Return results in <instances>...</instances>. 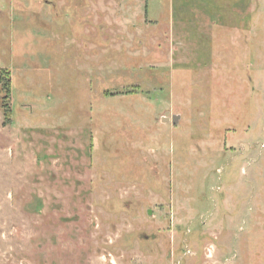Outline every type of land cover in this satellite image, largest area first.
I'll use <instances>...</instances> for the list:
<instances>
[{
    "label": "rangeland",
    "instance_id": "obj_1",
    "mask_svg": "<svg viewBox=\"0 0 264 264\" xmlns=\"http://www.w3.org/2000/svg\"><path fill=\"white\" fill-rule=\"evenodd\" d=\"M0 264H264V0H0Z\"/></svg>",
    "mask_w": 264,
    "mask_h": 264
},
{
    "label": "water",
    "instance_id": "obj_2",
    "mask_svg": "<svg viewBox=\"0 0 264 264\" xmlns=\"http://www.w3.org/2000/svg\"><path fill=\"white\" fill-rule=\"evenodd\" d=\"M166 120H168V118L167 117H164ZM178 118H179V115L178 114H174V115H172V117H171V122L172 123H176L177 121H178Z\"/></svg>",
    "mask_w": 264,
    "mask_h": 264
},
{
    "label": "trees",
    "instance_id": "obj_3",
    "mask_svg": "<svg viewBox=\"0 0 264 264\" xmlns=\"http://www.w3.org/2000/svg\"><path fill=\"white\" fill-rule=\"evenodd\" d=\"M6 84V90H9V79H7V81L5 82Z\"/></svg>",
    "mask_w": 264,
    "mask_h": 264
}]
</instances>
